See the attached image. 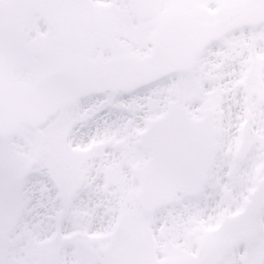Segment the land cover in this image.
Wrapping results in <instances>:
<instances>
[{"label":"snow or ice","instance_id":"snow-or-ice-1","mask_svg":"<svg viewBox=\"0 0 264 264\" xmlns=\"http://www.w3.org/2000/svg\"><path fill=\"white\" fill-rule=\"evenodd\" d=\"M0 264H264V0H0Z\"/></svg>","mask_w":264,"mask_h":264}]
</instances>
